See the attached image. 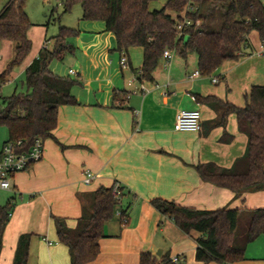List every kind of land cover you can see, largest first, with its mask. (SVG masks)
<instances>
[{
  "label": "crops",
  "instance_id": "1",
  "mask_svg": "<svg viewBox=\"0 0 264 264\" xmlns=\"http://www.w3.org/2000/svg\"><path fill=\"white\" fill-rule=\"evenodd\" d=\"M87 23L88 31L81 33L88 38L76 56L78 71L70 67L67 72L71 76L69 72L74 71L81 82L72 90L80 105L59 109L58 126L54 138L44 142L42 161L16 174L10 191L0 190V206L16 198L0 264H13L18 241L25 234L34 236L29 264L38 246L40 263L68 264V253L70 264L68 248L59 242L53 218L65 219L69 228H76L84 211L90 210V195L115 183L127 192L123 206L129 208L128 222L122 225L116 216L104 225L101 253L91 264H139L142 253L158 257L159 251L158 258L178 257L184 264H203L195 259L200 235H185L151 201L163 199L202 211L264 209V190L237 196L204 182L195 169L200 164L230 169L245 155L248 137L240 132L236 115L230 114L224 125H215L223 109L216 101L198 98L243 108L251 87L264 85L260 41L251 34L240 60L225 63L212 77L190 78L198 71L197 55L163 58L153 81L143 82V93L138 91L140 81L131 83L142 67L143 50L130 49L128 55H121L104 23ZM124 55L128 69L120 63ZM116 93L129 94L127 101L115 102ZM182 110L200 111L199 133L176 130V116ZM0 136L1 152L9 137L5 139L2 131ZM87 169L96 176L90 185L83 183ZM236 264H264V237L251 243L246 260Z\"/></svg>",
  "mask_w": 264,
  "mask_h": 264
},
{
  "label": "trees",
  "instance_id": "2",
  "mask_svg": "<svg viewBox=\"0 0 264 264\" xmlns=\"http://www.w3.org/2000/svg\"><path fill=\"white\" fill-rule=\"evenodd\" d=\"M158 0H62L63 13H70L75 5L82 8V20L102 22L105 32L116 39V51L128 55L132 48L143 50V64L139 79L153 81V74L163 59L165 51L186 58L195 53L201 76L212 77L225 63L240 60L249 44V36L257 33L264 43V3L262 0H168L161 10L152 11L150 5ZM27 0H10L0 12V44L13 42L14 59L0 75V85L8 82L13 68L31 49L27 33L32 23L26 12ZM193 11L187 12L188 6ZM220 9L222 18L217 31L210 30L209 20L213 10ZM193 23L179 37L177 25L182 16ZM81 34L80 30L61 26L54 38V47L41 49L38 57L25 71V90L1 98L0 127L8 130L9 142H22L20 152H27L36 139L45 142L54 138L61 107L78 106L73 88L81 85L78 77L60 76L52 72L54 60L64 61L76 53L69 43L70 38ZM127 93L114 94V101L124 104ZM198 101H216L223 109L221 120L215 125H224L230 114L237 117L240 132L248 137L247 150L232 168L215 164H200L195 167L200 178L209 184L227 189L235 195L264 190V85H254L246 95V105L238 108L214 98ZM118 185L119 195L114 194ZM127 192L120 184L99 187L89 197L90 210H85L77 226L71 229L66 220L53 218L59 242L68 248L70 264H91L101 253L100 242L104 238V225L116 218L118 210L127 218L128 206L123 200ZM152 207L170 219L185 235L193 233L197 238L195 259L203 264H236L246 260L248 246L264 237V209H220L202 211L186 208L163 199L151 201ZM16 206V198L0 206V256L3 250L4 233ZM122 224V219L120 220ZM126 225V224H122ZM241 225L244 232L240 233ZM32 235H22L13 264H29ZM139 264H184L174 263L169 256L158 258L151 253H142Z\"/></svg>",
  "mask_w": 264,
  "mask_h": 264
},
{
  "label": "rangeland",
  "instance_id": "3",
  "mask_svg": "<svg viewBox=\"0 0 264 264\" xmlns=\"http://www.w3.org/2000/svg\"><path fill=\"white\" fill-rule=\"evenodd\" d=\"M10 0H0V12L3 8L8 4ZM264 2V0H262ZM62 0H27L26 2V12L29 17L30 22L32 23L31 28L28 30L27 36L28 39L31 41V49L26 57L16 65L8 79V82L0 85V97L5 98L11 96L15 89L18 88L19 91L25 90L24 81H25V69L27 64L35 56L37 53L41 51L44 47L52 50L54 47V38L59 34V29L61 26L77 29L82 31H88V24L82 21V8L80 5H75L70 13H63V6L61 5ZM165 5V0H158L151 4V10L154 11L155 9H162ZM221 10L215 9L213 10L212 16H210L209 26L213 31H217V29L221 25ZM98 23V22H96ZM100 24V23H98ZM94 31V30H93ZM83 34V35H82ZM253 36L257 35V42H259V37L257 33H252ZM88 36L84 33H81L79 36L70 38L69 43L76 48V53L74 55H69L65 58L64 61H57L54 60L51 65L50 69L53 73L60 75V76H68L67 72L68 69L74 68L78 71L79 64H77V55L79 52L82 51V44L84 45L85 40H87ZM105 41V38L102 39ZM261 42L258 45L260 47ZM14 48L15 45L13 42L10 41H3L0 44V75H2L8 68L9 64L14 59ZM136 49V48H132ZM131 49V50H132ZM139 51V49H137ZM259 51V50H258ZM258 55V54H257ZM177 56V55H176ZM196 56L195 53L189 54V58ZM264 58V57H262ZM74 78V76H72ZM264 79V78H263ZM264 81V80H263ZM81 86V85H80ZM77 86L76 88L80 87ZM0 98V107H2ZM0 131H2L3 136L7 139L8 130L5 127H0ZM1 137V136H0ZM245 228L244 225H241L240 233L244 232ZM32 235V234H31ZM32 235V239H33ZM33 253V264H39L40 259L37 258L38 254L40 253L41 249L39 246L37 248L34 247ZM31 254V252H30ZM65 257L66 261L69 264L68 253ZM32 257V255H31ZM42 264V262L40 263ZM44 264V263H43Z\"/></svg>",
  "mask_w": 264,
  "mask_h": 264
},
{
  "label": "built area",
  "instance_id": "4",
  "mask_svg": "<svg viewBox=\"0 0 264 264\" xmlns=\"http://www.w3.org/2000/svg\"><path fill=\"white\" fill-rule=\"evenodd\" d=\"M193 7L188 6L187 12L193 11ZM183 21L178 22L177 30L179 37L183 36V32L185 28L190 26L201 25L200 21L193 23L191 20L182 16ZM258 54L264 56V43L260 44ZM174 57V53L169 50L165 51L163 54V58L167 61H170ZM121 66L123 69L129 68V63L126 55L121 58ZM71 76L77 77L74 71L69 72ZM201 76L199 71L195 72L193 76L199 77ZM140 81V88L138 91L145 92L146 88L144 86V81L140 80L139 77L133 79L131 83ZM214 83L218 82V79L214 78L212 80ZM158 88V86H156ZM137 91V92H138ZM202 116L200 111L198 110H182L176 116V130L179 132H190V133H199L202 129ZM22 145V142H9L6 143L1 152H0V190L10 191L12 189V178L20 173L28 170L36 163L42 161L44 157V142L41 139H36L33 143L32 147L27 152H20L19 148ZM96 178L95 174L91 170L83 171V183L85 185H90L93 180ZM114 194L119 195L118 185L114 189ZM116 216L121 220L122 224H127V218H124L122 212L120 210L117 211ZM174 263L182 262L180 258L175 257L172 258Z\"/></svg>",
  "mask_w": 264,
  "mask_h": 264
},
{
  "label": "water",
  "instance_id": "5",
  "mask_svg": "<svg viewBox=\"0 0 264 264\" xmlns=\"http://www.w3.org/2000/svg\"><path fill=\"white\" fill-rule=\"evenodd\" d=\"M161 254H162V251H159V252L157 253V256L159 257V256H161Z\"/></svg>",
  "mask_w": 264,
  "mask_h": 264
}]
</instances>
